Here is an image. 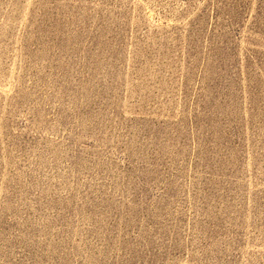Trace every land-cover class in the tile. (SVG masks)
Returning a JSON list of instances; mask_svg holds the SVG:
<instances>
[{
  "label": "rangeland",
  "instance_id": "rangeland-1",
  "mask_svg": "<svg viewBox=\"0 0 264 264\" xmlns=\"http://www.w3.org/2000/svg\"><path fill=\"white\" fill-rule=\"evenodd\" d=\"M0 264H264V0H0Z\"/></svg>",
  "mask_w": 264,
  "mask_h": 264
}]
</instances>
